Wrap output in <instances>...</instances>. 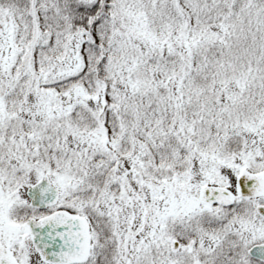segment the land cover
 <instances>
[{
  "label": "snow or ice",
  "instance_id": "6c2138e0",
  "mask_svg": "<svg viewBox=\"0 0 264 264\" xmlns=\"http://www.w3.org/2000/svg\"><path fill=\"white\" fill-rule=\"evenodd\" d=\"M0 264H264V0H0Z\"/></svg>",
  "mask_w": 264,
  "mask_h": 264
}]
</instances>
